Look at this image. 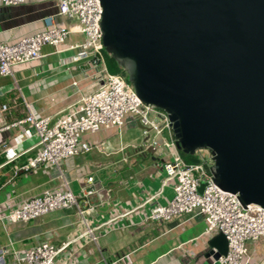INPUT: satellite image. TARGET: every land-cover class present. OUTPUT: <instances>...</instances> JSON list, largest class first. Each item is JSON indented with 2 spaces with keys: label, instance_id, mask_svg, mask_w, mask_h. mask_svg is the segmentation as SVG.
I'll list each match as a JSON object with an SVG mask.
<instances>
[{
  "label": "water",
  "instance_id": "water-1",
  "mask_svg": "<svg viewBox=\"0 0 264 264\" xmlns=\"http://www.w3.org/2000/svg\"><path fill=\"white\" fill-rule=\"evenodd\" d=\"M98 2L104 51L166 114L176 149L207 150L213 183L264 209V0ZM210 245L227 252L222 234Z\"/></svg>",
  "mask_w": 264,
  "mask_h": 264
},
{
  "label": "built area",
  "instance_id": "built-area-1",
  "mask_svg": "<svg viewBox=\"0 0 264 264\" xmlns=\"http://www.w3.org/2000/svg\"><path fill=\"white\" fill-rule=\"evenodd\" d=\"M24 1L0 0V4L12 6ZM58 15L72 21L75 24L73 31L82 37L80 42L69 47L75 51L72 60H88L92 66H100V82L94 90L82 94L66 113L55 120L35 116L26 105L27 113L22 119L0 129L28 126L36 138L33 147L35 153L18 170L25 173L42 166L55 169L63 187L45 189L17 206L0 209V224L6 227L27 223L55 212L73 210L80 228L59 245L47 238H37L33 245L17 250L9 240L6 246L0 247V264H80L72 246L90 243L97 247L99 239L109 232L129 227L131 223L126 222L125 218L137 210L142 211L140 223L168 221L181 215L200 216L205 223L204 235L222 234L227 242L226 254L217 259L211 258L209 264H243V258L248 257L247 242L264 239V209L256 205L243 207L236 194L219 189L212 181L211 156L209 162L185 163L176 149L166 114L143 104L124 76L107 72L102 57L104 49L98 0H60ZM71 32L70 28L58 25L21 37L14 43L0 42V76L12 77L13 66L40 59L43 47H60ZM150 114L165 122L168 139L162 136L161 129L150 119ZM126 115L140 128L141 141L137 145H121L119 152L145 147L140 150L152 153L155 147V154L164 157V161L158 164V173L162 176L161 187L129 210L105 218L97 217L96 206L89 203L88 193L80 191L77 197L70 189V183L64 180L60 165L64 160L99 152V144L88 143L82 138L83 134L114 128L120 135L126 124ZM148 138L150 142L146 143ZM6 147L5 144L2 146ZM85 177L86 183L92 184L95 173L86 174ZM201 185L204 187L199 193ZM167 186L171 193L161 201L163 189ZM128 257L129 254L111 260L101 257L98 264H124Z\"/></svg>",
  "mask_w": 264,
  "mask_h": 264
},
{
  "label": "crops",
  "instance_id": "crops-1",
  "mask_svg": "<svg viewBox=\"0 0 264 264\" xmlns=\"http://www.w3.org/2000/svg\"><path fill=\"white\" fill-rule=\"evenodd\" d=\"M59 1L25 0L12 6L0 4V42L14 43L21 37L58 25L72 31L60 47L45 46L40 59L13 66L12 77L0 76V129L22 119L27 113L26 105L35 116L55 120L100 82V66H92L88 60H72L75 51L69 47L80 42L82 37L73 31L72 21L58 15ZM125 120L120 135L114 128L83 134L82 138L88 143L99 144L100 151L79 156L87 158L78 165L72 158L60 165V171L70 180V189L77 197L81 185L88 187V201L96 206L97 217L129 210L161 187L158 164L164 161L162 155L155 154V158L147 150L131 148L119 152L121 145L133 144L124 143L122 138L131 127L138 126L129 115ZM4 144L6 148H2ZM35 144L36 138L28 126L0 131V209L17 206L45 189H63L55 169L42 166L25 173L18 170L35 153ZM99 156L119 158L116 161L118 169L113 175L105 177L106 180L95 175L92 184L86 183L85 176L72 178L82 162L92 163L93 158ZM170 193V187H165L160 200L164 201ZM141 214V210L129 214L125 218L131 223L129 227L109 232L99 239L97 247L90 243L72 246L80 264H98L101 257L111 260L122 254H129L124 264L210 263V253L215 251L210 241L217 234H203L205 223L200 216H176L168 221L140 223ZM79 228L73 210L55 212L27 223L6 227L0 224V247L11 240L15 249L23 250L33 245L37 238H47L59 245ZM246 247L248 257L243 258V264H264V239L247 242Z\"/></svg>",
  "mask_w": 264,
  "mask_h": 264
},
{
  "label": "rangeland",
  "instance_id": "rangeland-1",
  "mask_svg": "<svg viewBox=\"0 0 264 264\" xmlns=\"http://www.w3.org/2000/svg\"><path fill=\"white\" fill-rule=\"evenodd\" d=\"M150 119H153L155 124L158 125V127L161 129L162 136L165 139H168V134L165 130V122L159 121L158 118H156L154 116V114H150ZM130 129H131V131H129L128 134L123 136V138H122L123 142L124 143L130 142L133 144H136V142H137L139 144L140 143L139 141H141V135L139 134L140 128L138 126H134V127H131ZM149 142H150V139L148 138L146 143H149ZM153 148L154 149L152 152V154H153L152 156L155 157L156 148L155 147H153ZM140 149H145V147H139L137 150H140ZM150 149H152V148L150 147ZM195 156H196V158H198L201 161L209 162V158L211 155L207 150H198L195 152ZM86 158L87 157H83V158L75 157V158H72L71 160H74L75 162H77V165H78L81 160H85ZM118 159L119 158H117V157L108 158V157L99 156V157L93 158L92 163L86 164V163L82 162L80 164V166L77 169H75V171L72 175V178L79 179L82 176H85L86 174L95 173V175L98 176L100 178V180H106L105 177L113 175L115 173V171L118 169L117 165H116V161ZM63 178L65 181H68V182L70 181L69 179H65L64 174H63ZM61 183H62V180H61ZM80 188H81L80 190L82 192H87L88 187H84V185H81ZM79 193H80V191H79ZM181 216H185V215H181Z\"/></svg>",
  "mask_w": 264,
  "mask_h": 264
},
{
  "label": "trees",
  "instance_id": "trees-1",
  "mask_svg": "<svg viewBox=\"0 0 264 264\" xmlns=\"http://www.w3.org/2000/svg\"><path fill=\"white\" fill-rule=\"evenodd\" d=\"M102 57H103L105 68L108 73L115 74V75H121L127 79L126 73L123 71L122 66L117 62L115 58H113L111 55L106 53L104 50H103ZM179 153L185 163L191 164V163H197L201 161L198 158H196L195 153L193 155L184 154L181 151H179Z\"/></svg>",
  "mask_w": 264,
  "mask_h": 264
}]
</instances>
